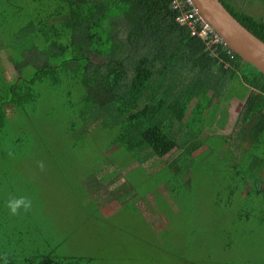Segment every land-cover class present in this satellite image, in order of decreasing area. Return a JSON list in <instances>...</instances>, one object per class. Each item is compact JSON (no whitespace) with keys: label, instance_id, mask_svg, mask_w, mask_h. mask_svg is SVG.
I'll return each instance as SVG.
<instances>
[{"label":"trees","instance_id":"obj_1","mask_svg":"<svg viewBox=\"0 0 264 264\" xmlns=\"http://www.w3.org/2000/svg\"><path fill=\"white\" fill-rule=\"evenodd\" d=\"M219 1L264 41L262 16L249 14L238 0ZM170 2L0 0V51L16 71L7 78L0 58V264H117L81 250L75 228H59L47 212L51 198L20 176L16 162H41L42 153L49 173L62 178L58 186L64 185L78 205L90 191L121 177L124 181L112 188L119 208L146 195L156 199L160 193L158 202L162 193L172 196L186 222L182 237L192 264H264V74L226 45H206L197 36L199 26L192 34V27L178 20L185 10ZM233 99L243 103L231 130L220 137L221 146L229 145L224 154L219 149L224 159L216 162L228 172L220 171L225 183L218 187L226 197L216 191L212 216L224 225L223 213L229 214L226 224L235 227L214 232L197 228L189 206L193 195L184 189L192 187L199 197V160L206 176L214 174L208 165L215 142L212 135H200L206 127L225 128ZM92 147L98 153L81 162L83 151ZM173 149L176 155L170 154ZM71 170L74 177H65ZM209 197L204 193L203 199ZM20 198L30 205L12 214L7 203ZM180 203L187 207L179 209ZM76 209L103 218L96 206ZM163 209L166 225L171 224L172 208ZM130 213H138L137 205ZM166 230L170 242L177 239ZM211 235L223 243L218 251L232 253L237 247L236 257L212 252L204 241ZM173 246L183 252L180 243Z\"/></svg>","mask_w":264,"mask_h":264},{"label":"rangeland","instance_id":"obj_2","mask_svg":"<svg viewBox=\"0 0 264 264\" xmlns=\"http://www.w3.org/2000/svg\"><path fill=\"white\" fill-rule=\"evenodd\" d=\"M239 4L247 9V12L256 17L262 16L264 18V2L260 3V0H238ZM247 1V2H246ZM248 1L251 3L248 5ZM253 1V2H252ZM260 1V2H259ZM0 58H2L1 65L4 66V73L7 78H10L13 73L16 71L12 68L10 62L6 59L5 54L0 51ZM243 101L237 99L231 100L230 111L227 115V122L223 130L214 131L208 127L204 128L203 133L200 135V138L203 139L206 136L212 135L211 139L215 142L214 147L216 152L213 154L212 161L208 165L209 171H212L214 174L206 176L204 172L206 171V164L203 161L196 162L195 168V181L198 184L199 197L195 196L190 186L185 188L184 191L193 195V201L190 206V211H194V223L197 228H208V230H214V232L219 231L227 226L229 228L235 227L229 221V214L223 213L222 220L224 222L222 225H217L219 222L214 220V210L215 207H218L213 199L215 197L216 191L223 187L225 174L221 173L223 171L227 172V169L220 170L221 166L216 164L217 161L223 160L221 154H224V151L228 149L229 145H222L220 137L227 134L236 119V114L242 106ZM8 108L7 113L11 115V111ZM216 135H213V134ZM219 136V140H218ZM175 149V148H174ZM174 149L170 154L176 155ZM220 150V153L218 152ZM98 148L92 147L91 150L83 151L81 162L84 159V162H87V159L91 156H95L98 153ZM201 150H197L196 154L200 153ZM219 153V154H218ZM45 154H40L41 162L39 159L36 161L25 162L19 160L16 162V167L21 170V177L29 180L33 184H37L40 187V193L49 199L48 213L53 217V220L56 222V226L59 228L70 229L75 228L79 241V246L83 251H95L103 258H111L117 264H192V256L187 252L186 240L187 237L183 236L184 226L186 222H182V217L179 215L178 210L174 207L176 202L171 198L172 196H166L162 193V201L158 202L157 198L160 193L156 194V199L150 195H146L142 201L136 202L138 207V213H130L131 207L136 206L134 202L125 200L122 202V207H120L119 202L115 203L114 199L116 196V191L112 188L120 184L123 178L115 179L113 184L104 183L102 188H99L97 192L93 193L90 191V196L85 198L82 201V205H92L96 206L98 213L103 218H91L83 214L81 211H77L76 206L80 207L75 201L73 195L69 190L66 189L64 185L58 186L59 182H63L62 178H53L49 173V165L44 164ZM87 157V159H86ZM89 158V159H90ZM88 163V162H87ZM131 163V162H129ZM216 164V166H215ZM87 165V164H86ZM126 165V163H125ZM223 165V164H222ZM229 169L232 168V163L228 164ZM217 167V168H216ZM183 171H186L185 167H182ZM67 172V173H66ZM93 172V171H91ZM73 170L65 171V177H74ZM83 173H80V176ZM81 178L83 176H80ZM188 179V176L182 178L185 182ZM205 181L209 183H204ZM154 183V180L152 181ZM158 182H163L161 179H158ZM176 182L170 179L168 185L174 186ZM22 185V184H21ZM212 186V190H205L204 186ZM22 187V186H21ZM103 187H105L103 189ZM4 186L0 184V190L2 191ZM167 191V189H166ZM197 193V191L195 190ZM221 192V191H220ZM204 193L210 195L209 198H204ZM120 194V193H118ZM198 194V193H197ZM223 198L226 197L225 193H222ZM177 201H180L179 198ZM123 206V204H126ZM162 203V205L160 204ZM118 205V206H117ZM179 209H184L187 205L182 203L179 204ZM163 207L172 208L167 211V215L170 214L172 223L166 225V217L163 214ZM181 207V208H180ZM36 212V211H34ZM184 213V211H182ZM34 213H32L33 215ZM217 223V224H216ZM176 234V240L172 239L170 242V235L167 232ZM223 227V228H222ZM154 234L156 242L152 241L150 234ZM212 232V231H211ZM150 233V234H149ZM148 238V241L145 240ZM206 243H209L212 246V252H218L219 255H223L227 259H233L236 257L237 247L231 252L218 251L223 246V243L217 242L214 235L204 238ZM150 242H152L150 244ZM158 242V243H157ZM181 244L182 251H178L177 247H174L173 244ZM241 250L244 247L243 242H239ZM160 245V246H159ZM162 248V249H160ZM108 249V251H106ZM243 251V250H242ZM182 252V253H181ZM257 252V251H256ZM206 253V252H203ZM226 253V254H225ZM245 254V251L242 252ZM204 255V254H201ZM248 255V253H246ZM221 256V257H223ZM250 256V255H249ZM258 254L254 257H251L249 260L256 259ZM244 258V257H243ZM202 260V259H201Z\"/></svg>","mask_w":264,"mask_h":264},{"label":"water","instance_id":"obj_3","mask_svg":"<svg viewBox=\"0 0 264 264\" xmlns=\"http://www.w3.org/2000/svg\"><path fill=\"white\" fill-rule=\"evenodd\" d=\"M203 19L226 46L264 74V41L246 29L219 0H192Z\"/></svg>","mask_w":264,"mask_h":264},{"label":"built area","instance_id":"obj_4","mask_svg":"<svg viewBox=\"0 0 264 264\" xmlns=\"http://www.w3.org/2000/svg\"><path fill=\"white\" fill-rule=\"evenodd\" d=\"M170 3L174 9L185 10L181 12V16H178V20L190 25L192 27V34L195 33L197 25L199 26L197 36L201 40H204L206 45L221 44V47L226 45L211 25L203 19L198 10L193 6L192 0H171Z\"/></svg>","mask_w":264,"mask_h":264},{"label":"clouds","instance_id":"obj_5","mask_svg":"<svg viewBox=\"0 0 264 264\" xmlns=\"http://www.w3.org/2000/svg\"><path fill=\"white\" fill-rule=\"evenodd\" d=\"M29 205H30V202L25 200L24 198L9 200L7 203V207L12 214H16L17 210L21 206H23L24 209H27Z\"/></svg>","mask_w":264,"mask_h":264}]
</instances>
